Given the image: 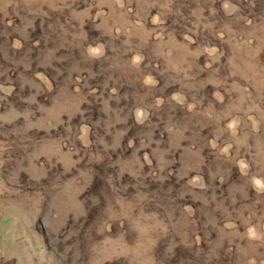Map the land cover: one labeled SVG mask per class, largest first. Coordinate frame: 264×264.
<instances>
[{"label":"rangeland","instance_id":"1","mask_svg":"<svg viewBox=\"0 0 264 264\" xmlns=\"http://www.w3.org/2000/svg\"><path fill=\"white\" fill-rule=\"evenodd\" d=\"M0 264H264V0H0Z\"/></svg>","mask_w":264,"mask_h":264}]
</instances>
